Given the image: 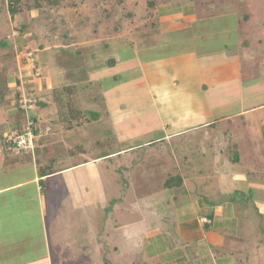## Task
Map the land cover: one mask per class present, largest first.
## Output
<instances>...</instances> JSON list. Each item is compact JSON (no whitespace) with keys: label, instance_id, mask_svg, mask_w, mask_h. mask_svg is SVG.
Wrapping results in <instances>:
<instances>
[{"label":"rangeland","instance_id":"1","mask_svg":"<svg viewBox=\"0 0 264 264\" xmlns=\"http://www.w3.org/2000/svg\"><path fill=\"white\" fill-rule=\"evenodd\" d=\"M169 1L184 2L183 0ZM207 1H214V7L210 8V12L202 9L192 13L193 21L189 24H187L189 21L185 22L186 29L167 34L159 33L155 37L150 33L153 41L150 40L149 35H145L147 33L145 32L141 34L140 41L141 44L143 42L142 45L151 41L150 47L142 48L140 43H134L132 48L122 45L125 41H134L136 34L145 30L143 26L147 6L146 0H129L126 10L135 16L126 23L122 35L115 39H108L107 35L103 37L102 31L97 36L93 35L90 30L91 25H85L87 27L82 25L77 34L81 35V45L84 46L76 49V52L70 49L72 48L70 45L62 47L59 45V41L51 43L44 37L45 25L38 21L34 22L38 17L36 11L25 12L12 20L6 7H2L0 13V57L14 54L16 74L12 76L16 80L19 66H28L29 70H33L31 79L38 81L49 74H55L57 84L68 83L70 77L75 74H81L85 78L91 75L100 78L97 81L101 84V88L98 92L99 96L96 94L98 96L96 100L87 104L85 100H82V104H84L80 106L84 109V115L77 121L71 122L72 125L67 129H64V124L57 123V126L67 130L65 131L67 134L70 133L67 136L78 147L75 149L80 153L66 161V163L74 164L72 173L50 179L45 184L42 206L44 210L42 216L47 226L57 225L60 227L64 222L65 224L76 222L79 226H94L95 246L96 244L98 246H94L95 259L92 264H136L135 261L143 264L158 262L162 264L165 258L178 253L182 254L185 264H196L193 261L194 255L198 256L203 264L212 263L213 256L201 253L199 244H184L182 242L179 225L182 219L187 216L186 209L179 206L173 207L167 204L164 199L159 201L160 196L162 198L164 195L161 188L162 182L168 173L171 174L174 171L173 174H176L177 165L183 164L184 161L183 154L177 155L180 148L178 144H175L177 138L170 141L171 144L167 146L169 150L164 151L162 155L157 151L160 157L153 154L148 158L149 152H145V160H141L143 162L137 166L134 163L135 156L129 153H126L127 156L124 155L126 149L132 147L138 140L151 141L155 135L154 133L151 135L150 130H186V125L190 126L192 121V125L201 123L199 102L185 99L182 105L172 107L176 101L175 94L181 91L183 84H179L174 90L170 87L165 91L158 89L160 93L155 94V87L161 78L169 86L170 81L165 78L167 74L164 72L167 71L165 67L169 62L168 59L183 58L186 53L184 50L187 49H194L201 58H205L210 53L223 54L224 51L232 53L236 48L233 43L236 42V36L240 33H247L253 45L256 39H262V34L256 33L261 31L256 28V25L264 18V0ZM95 8L96 5L91 1L85 2L79 6L78 13L82 19L91 18ZM70 12L69 10H59V13L66 18L67 23L71 26L77 20V15H72L73 13ZM182 16L184 15L182 14ZM244 16H248V20H245ZM157 17H161V13H157ZM21 26L24 27L23 32L20 31ZM53 40H55L54 37H52ZM5 42L6 46L3 45ZM112 42L114 44H111ZM77 50L81 52L79 55ZM27 54L30 56L28 57ZM117 58L121 62L136 59L140 64L145 63L146 66L141 68L129 65L128 67L132 68L125 69L124 72L117 75V81L114 83L111 78H108L106 71H103V66H105L103 64L108 62L107 68L110 67L111 61H115V65H117ZM10 63L12 60L0 63V72L2 69L4 70L2 73L6 74ZM158 66H162L163 69L154 73V69ZM143 69L146 86H148L146 88L135 86L134 82L136 78L140 77V71ZM252 72L254 70H243L245 75H251ZM21 78L19 76L18 79ZM21 80L24 82L23 78ZM25 85V90L32 94V89L27 87V83ZM263 88L264 80L257 82L256 87L240 91V95H236L237 88L233 85L227 88L221 87L214 95H210L213 100L210 107L212 116L236 113L247 106L258 104L264 99V92L260 94ZM16 90L14 85L10 86L11 107H14L15 104L13 95ZM210 93L212 94V91ZM222 94H224L223 99H219ZM40 102L33 105L30 114L34 112L35 116L39 117L41 127L47 124L56 126L57 121L51 123L53 120L51 119L52 110H43ZM168 106L171 107L169 110L171 122L167 125V129L165 127L160 129L157 127L156 121L167 118L161 111H165ZM3 108L0 109V128L2 127L0 130H15L9 127L11 121L7 119L8 108ZM191 112H194L193 117L197 120L185 116ZM102 118L111 119L109 128H100L99 122ZM235 127V132H239V135L245 130L241 117L235 119ZM218 130L222 132L225 129L221 126ZM227 130L233 129L228 128ZM114 135L119 140V147L112 152L109 149V144L106 143ZM1 136L3 138L2 134ZM159 145L155 147L156 150H159ZM80 147L84 148V152L79 150ZM197 149L193 147L191 153L197 154ZM173 152L174 154H172ZM223 152L226 153L225 155L229 153L227 150ZM236 155L240 157L241 154L232 151L228 156ZM243 163L246 164V162L240 161V167L244 166ZM190 166L188 167L189 173H192L194 167L199 169V164L192 163ZM202 168L207 170L204 165ZM72 180L74 183L71 182ZM190 187L185 196L181 191H175L182 195L183 202L202 200L200 197L205 196V191L199 190L200 183L194 182ZM210 187L214 191L216 186L210 184ZM220 192L223 191H217L216 198ZM249 196L248 193H245V197L244 194L239 196L240 203L244 205L242 208L246 209L248 214L242 215L240 220L242 232L238 229V233L245 238L246 236L257 238L262 236L261 227L263 225L261 224L260 229L256 232L254 227L245 226L246 222L251 226V221L255 218L252 215L254 208L249 204L245 206L249 201ZM213 198L210 199L211 202H214ZM158 201L159 203H157ZM218 201L227 202L226 200ZM243 219H246V222ZM91 227L87 230L89 231ZM208 229L206 228V233L212 236L213 231ZM154 231H157L155 239H157V235L163 237L167 246L163 247L159 244L154 246V256L152 257L150 247L153 246V237L148 235ZM49 235L52 242V234L49 233ZM114 246L117 247L116 252ZM211 249L212 255L216 256L214 247ZM235 249L238 254L242 252L241 248ZM248 252L246 251V253ZM59 261H62L61 257L56 259L54 257L51 264H67V262Z\"/></svg>","mask_w":264,"mask_h":264},{"label":"crops","instance_id":"2","mask_svg":"<svg viewBox=\"0 0 264 264\" xmlns=\"http://www.w3.org/2000/svg\"><path fill=\"white\" fill-rule=\"evenodd\" d=\"M183 1L182 3L168 2L164 4L159 1V5L156 6L154 12L156 29L144 25L145 30L138 32L134 41H125L122 46L133 48L134 43H140V46H143L142 48H149L152 42L148 41L145 45H142L143 42L141 44L140 41L142 39L141 34L147 32L145 35H149L150 40L153 41L152 36L155 37L159 33L167 34L186 29L185 22L189 21L187 23L189 24L193 21L191 14L196 12V10L192 11L189 9L191 2ZM157 13H161V17L158 18ZM76 17L77 20L82 19L80 14ZM248 18V16L246 18L244 16L245 20H248ZM256 28L261 30L256 33L262 34V39H256L254 45L250 38H248L249 40H243L244 44L247 43L246 46L248 48H243L242 50V52L251 50L250 53H253L252 57L258 60L256 65L250 62L244 66L240 61L239 53L242 52L239 51V45H241L239 36L246 38L247 33H240L236 36V42L233 43L236 48L232 53L227 51H224L223 54L210 53L205 58H201L194 49H187L184 50L186 53L183 58L168 59L169 62H167L165 67L167 71L164 72L167 74L165 78L170 81L169 86L161 78L159 84L155 87V94L160 93L158 89L165 91V89L170 87L174 90L179 84H183L181 91L175 94L176 101L172 107L182 105L185 99L199 102L200 115L202 116L200 119L201 123L192 125V121L190 126L186 125V130H150L149 133L151 135L154 133L155 135L151 141L138 140L132 147L126 149L127 151L124 153L125 156L128 155L126 153L135 156L134 163L137 166L143 162L141 160H145L144 155L147 152H149L147 154L149 155L147 156L148 158L153 154L156 157H160L157 151L162 155L164 151L169 150L167 146L171 144L170 141L172 142V139L177 138L175 144L180 146L178 149L179 154L177 155L183 154L184 161L183 164L177 165L176 174H173L175 173L174 171L171 174L168 173L165 180L169 177L178 176L181 182L178 186L164 188V180L161 187L164 195L162 198L160 196L159 201L164 199L167 204L173 207L179 206L186 209L187 216L182 219L179 225L182 242L184 244H199L201 253L210 254V257L213 256L211 264H264V99L258 104L247 106L236 113L221 114L218 117L212 116L210 108L211 102H213L210 95H214L221 87L225 86L227 88L233 85L237 88L236 95H240V91L256 87L257 82L264 80V18L262 21L260 20ZM122 33L123 31L120 34L107 36L106 38L115 39ZM92 34L94 35L93 32ZM77 35L80 39L78 42L70 44L72 46L70 49L75 50L84 46L81 45V35ZM111 44L114 43L112 42ZM59 45L62 47L67 46L63 42H60ZM146 45L148 46L146 47ZM111 62L114 63H110V67L107 68L106 66L109 63L103 64L105 65L103 66V71H106L108 78H111L114 83L117 81V75H120L125 69L132 68L128 67L129 65L140 66L141 68L146 66L145 63L140 64L136 59L121 62L117 58V65H115V61ZM160 69H163V67H156L154 73L159 72ZM244 69L254 70V72L251 75H245L243 73ZM18 70V78L21 76L25 80V77L32 76L28 66H19ZM88 78L93 83L98 82V79H100L98 76L95 77V75H91ZM17 80L11 77L10 86L14 85L15 87ZM25 82L30 86V90L32 89L31 91H33L39 102L41 101L40 105L43 110H52L51 119L53 120L51 123L53 124V121H57L55 123L56 126L47 124L43 127L40 126V121L35 142L38 140V145L43 146L41 143L42 138L39 139L41 136L56 135L60 136V138L54 142V147L52 146L49 150L50 152L55 150V155L53 157V173L46 177H41L39 174V168L34 160V151L18 152L2 143V138H0V264H51L54 257L55 259L61 257L62 261L64 263L67 262V264H92L95 259V247L98 246V244L95 246V228L93 225L92 227L87 225L79 226L76 222L69 224L64 222L60 227L57 225L47 226L42 216L44 212L42 206L45 184L50 179L72 173L74 164L66 163V161L80 153L75 149V147H78L67 136L70 133L67 134L65 132L67 130H64L69 125H63L65 126L64 129L57 126V123H60L58 122L59 116L54 109V102H51L53 100L51 96L52 90L61 87L63 84L56 83L55 74H49L39 81L32 78ZM134 82L135 86L148 87L146 86L144 69L140 71V77L136 78ZM210 91H212V94ZM262 92H264V88L260 91V94ZM223 96L224 94L220 95L219 99H223ZM82 102H80L81 105L84 104ZM170 108V106L167 109L164 107L165 111H161L167 118L156 121L157 127L160 129L162 127L167 129V125L171 122ZM81 110L84 111L83 107H81ZM14 113L13 110H9L7 115ZM32 114L35 116L34 112ZM193 114L194 112H191L188 115L185 114V116L192 120H197V118L193 117ZM238 117H241L245 129L241 132V135H239V132H235V119ZM107 122L109 125L111 119H106V124ZM221 126L225 129L222 132L218 130ZM9 127L14 129L15 124L11 122ZM102 128L105 127L103 126ZM106 128H109V126ZM228 128L233 130H227ZM13 131L19 132V130H0V135ZM244 139L246 141H243ZM113 140L114 143L116 142V148H118L119 140L115 135ZM157 145H159V150L155 148ZM193 147L195 149L198 148L197 154L191 153ZM79 150L84 152L83 147H80ZM226 150L229 152L227 155L223 152ZM232 151L240 152V157H237V155L229 157L228 155ZM240 161L246 162V164L243 163L244 166L240 167ZM192 163L194 165L199 164V169L194 167L192 173H189L188 167H191ZM202 165L207 167V170H204ZM73 181L71 182L74 183ZM194 182L200 183L199 190L201 192L205 191V196L200 197L202 199L200 201L198 199V201L194 202H183L181 196H185L186 191H189L190 186ZM210 184L216 186L214 191H212ZM175 190L181 191L182 195ZM219 190L223 192H220V195H217L216 198L215 194ZM245 193L250 195L249 201H247L245 206H248V204L252 206L254 208V214L252 215L255 216L251 221V226L250 223L246 222V219H243L246 222L245 226L254 227L256 232L260 229L261 224L263 225L261 227L262 236L257 238L250 236L245 238V236L243 237L238 233V229L242 232L240 227L242 215L248 214L247 210L242 208L244 205L240 203L241 200L239 198L242 194L245 197ZM212 197H214V202L210 200ZM69 199L71 198L69 197ZM216 199L226 200L227 202L222 203ZM260 220L261 222H259ZM90 227L91 229L88 231L87 229ZM206 228L213 231L212 236L206 233ZM49 233L52 234V242L50 241ZM155 234H157V231L148 235L153 237V246L151 245L150 247L151 254H153L152 257L154 256V246L157 244L163 247L167 246L164 238L157 235V239H155ZM211 247H214L216 256L212 255ZM235 248H241L242 252L238 254ZM114 250L116 252L117 247L114 246ZM193 257V261L196 264H203L198 256L194 255ZM62 261L59 262L62 263ZM135 263L143 264L139 261H135ZM162 264H185V261L182 258V254L178 253L165 258Z\"/></svg>","mask_w":264,"mask_h":264},{"label":"trees","instance_id":"3","mask_svg":"<svg viewBox=\"0 0 264 264\" xmlns=\"http://www.w3.org/2000/svg\"><path fill=\"white\" fill-rule=\"evenodd\" d=\"M89 1L96 5L95 10L92 12L91 18L75 20L70 26L67 23L66 18L59 13V10H69L71 11L70 13H73L72 15H79V6ZM159 1H161L163 4L170 2L169 0H146L147 11L144 16V25L151 26L154 29L157 27L155 26L156 19L154 17V12ZM185 1H188V3L191 2L189 9L192 11L204 9L205 11L210 12V8L214 7V1ZM128 3L129 0H0V13L2 7L5 6L7 13L13 20L15 17L25 12L36 11L38 13V17H36L37 19L35 18L36 20H34V22L38 21V23L45 25L46 33L44 37L51 43H57V41H59L65 43L66 45H70L75 41H79L80 37L76 32H78L82 25H91L90 29L96 36L99 35L101 31L107 36L120 34L124 30L126 23L131 21L135 16L133 13L126 10ZM23 28V26L20 27L21 32H23ZM52 37H54L55 40L52 41ZM248 38V35H246V38L239 36V41L241 43V45H239V51L242 52L243 48H248L246 46L247 43L244 44L245 42H243V40H249ZM3 45L6 46L7 43L5 42ZM250 51L239 53L240 61L244 66L250 62L255 63V65L258 63V60L252 57L253 53L251 54ZM74 52H76V49ZM80 53V51L77 52L78 55ZM8 60H12V63H10L8 66V70L6 69V74L2 73L4 72L2 69L0 72V109L5 107L6 109L8 108L7 111L13 110L15 113L9 115L7 119L15 124V130H23L28 118L25 112L19 108L18 103L16 102V99L19 97V80L15 82V87L17 88L13 95L15 104L14 107H11L12 100L10 97V80L11 77H13L12 75L16 74L15 56L14 54H7L3 57H0V63ZM112 63L114 62H111V64ZM31 72H33V70H31ZM31 77L26 78L24 82L31 80ZM88 79V77L85 78L81 74H75L70 77L68 83L52 90L51 96L53 97V100L51 102H54V109L59 116L58 122L64 125H72L71 122L77 121L84 115L83 110H81L80 102L82 100H85L86 103L95 101L99 96L98 92L101 88V84L99 82L93 83ZM27 86L30 88L29 85ZM31 95L32 98L35 97V99H32V105L35 106L39 100L36 98L33 92ZM30 120L32 121V127L36 133L39 129L38 124L40 120L34 115L30 117ZM99 123L101 128L103 126H108V122L106 124V119L102 118ZM0 138H2L1 135ZM41 138V143L43 146H40V144L38 145V140L35 142L34 160L36 166L39 168L38 171L40 176L46 177L53 173L52 167L54 163L53 157L55 155V150L53 152H50L49 150L52 146L54 147V142L58 140L60 136L47 135L39 137V139ZM108 144L112 152L117 150V145L116 142L114 143L113 138L108 142ZM180 182L181 179L178 176L169 177L164 181L163 187L172 188L174 186L180 185Z\"/></svg>","mask_w":264,"mask_h":264},{"label":"built area","instance_id":"4","mask_svg":"<svg viewBox=\"0 0 264 264\" xmlns=\"http://www.w3.org/2000/svg\"><path fill=\"white\" fill-rule=\"evenodd\" d=\"M27 56L29 57L30 54ZM29 61H32L29 59ZM22 79V78H21ZM21 79L19 83V97L16 99L18 106L21 110L27 115L28 121L22 131H13L3 134V143L13 150L19 152H33L35 148V139L36 133L32 127V121L30 117L33 116L30 114L32 108V95L30 92L25 90V82Z\"/></svg>","mask_w":264,"mask_h":264}]
</instances>
